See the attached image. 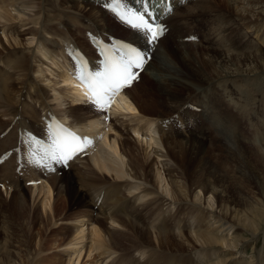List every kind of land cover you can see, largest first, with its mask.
<instances>
[{
	"label": "bare ground",
	"instance_id": "bare-ground-1",
	"mask_svg": "<svg viewBox=\"0 0 264 264\" xmlns=\"http://www.w3.org/2000/svg\"><path fill=\"white\" fill-rule=\"evenodd\" d=\"M45 3L46 0H0V29L6 30L7 37L4 42L0 38V62L16 70V76L12 78L5 69L0 68V112L7 111L11 115L8 124L2 126L0 131L2 148L8 147L3 151H9V156L0 162V188H4L7 196H13L23 189L31 201L25 214L0 215V264H83V259L88 260L97 254L101 257L95 259V264H114L107 260L113 252L121 250H124L122 264H182V260L176 258L174 261L162 258L164 250L175 254L194 251L205 259L204 264L233 262L237 254L243 252L242 248H238L239 245L248 242L245 234L250 236V240L264 228V206L260 212L253 208L248 211L246 206L243 209H231V204L228 206L227 202L224 203L222 195L211 184L212 179H203L201 185L200 177L190 179L189 173L181 165L184 156L199 155L200 147H206L205 137L201 135L207 132L221 138L217 143L223 147L224 153L238 152L242 148L244 143L235 138L241 134L238 124L241 118L237 108L240 106L231 100L230 103L219 92L215 81L222 86L220 90H225L227 87L223 79L236 84V81H244L246 76L264 71V49L252 48L253 51L241 53L235 48L244 37L240 26L256 25L258 30L254 31L262 30L264 35V0H197L188 8H177L178 11L165 18L169 30L193 31L195 26L187 13L205 12L204 16L209 17L212 27H208L206 21L194 24L205 25L207 42L214 46L212 49H186L184 47L196 48L200 45L179 44L177 37L169 36L167 32L140 74V84L133 83L125 89L128 98L121 100L119 108L112 114L114 118L116 113H131L130 120L133 123L125 124L124 120L119 121L118 118L111 120L109 117L106 120L101 111L90 104L81 103L80 98L73 94L76 90L63 87L68 83L67 76L53 65L60 68L63 64L59 57L63 59L64 56L60 51L57 53L58 47L62 51L65 43L76 47L83 45L75 36L80 26L113 36H116L113 31L120 33L126 29L130 33L128 36L117 37L127 41L141 42V36L119 23L107 11L97 8L90 0H55L57 9L64 10L63 14L49 12ZM15 22L19 29L12 26ZM61 25L64 27L61 28ZM22 27L26 28L20 30ZM41 33L55 37L56 46L43 40ZM29 34L30 39L27 38ZM215 36L218 38L214 39ZM166 38L174 44L164 45ZM34 39V47L24 51L28 47L26 41L32 43ZM17 45L23 46L21 53L5 62L3 58ZM226 45L230 46L232 52L222 49ZM182 50L186 56L181 55ZM146 82H155L160 86L165 84L162 88L169 95L164 98L165 109L155 113V100L149 99L152 90H138ZM208 83L218 90L216 103H212L213 114L207 116L202 110L193 113L194 116L189 120L191 124L203 119L195 130H190L191 133L178 134L164 129L159 120L175 111L187 112L183 106L185 99L194 98L204 103L201 98L204 92L197 89ZM252 89L250 85L244 88L234 85L228 92L232 95L236 92L239 94L241 90L247 91L250 94L248 102H257L263 96L257 98L256 92L259 90L256 86ZM158 93L161 95L160 90ZM22 97L30 100L22 101ZM32 101L38 103V108L44 111L46 117L55 112L65 121H69L70 116L71 123L90 119V127L97 129L96 135L102 137L101 142L88 147L85 160L73 165L69 163L67 170L55 173L44 159L41 141L45 133L39 109ZM252 114L258 123L264 121L258 110ZM11 121L14 124L3 135V130ZM110 130L114 135L110 134ZM131 131L140 140L132 136L134 139L131 142L128 139ZM17 132L27 137L28 144L25 147L21 146ZM177 132H181V129H177ZM23 152L29 155V160L21 156ZM157 157L161 158L160 162ZM66 171L77 176V188L62 175ZM107 174L112 178L104 177ZM96 175L105 181L97 183ZM165 185H168V189ZM120 190L123 194H119ZM160 191L170 193L172 201ZM205 195L215 201L212 204H215V210L200 206L199 203H204ZM22 201L27 204V196L22 195ZM169 206L175 208L174 213L179 217L170 212L166 218L163 216ZM38 207L42 213H38ZM168 209L170 211V207ZM192 219L194 225L190 223ZM169 224H173L174 228L183 226L184 230L182 228L176 232L175 229L174 232ZM35 226H38L37 233L33 231ZM53 241H56L57 254L51 257L53 260L47 261L49 252L46 251ZM224 245L234 247L236 251L222 250ZM146 246L150 248H147L149 252L143 250ZM132 251L145 253L146 258L142 261L133 259L130 257ZM157 253H161V256ZM257 255L255 259L252 257L251 264H264V251ZM215 258L218 260L215 261ZM188 261L197 264L193 259L185 263Z\"/></svg>",
	"mask_w": 264,
	"mask_h": 264
},
{
	"label": "rangeland",
	"instance_id": "rangeland-1",
	"mask_svg": "<svg viewBox=\"0 0 264 264\" xmlns=\"http://www.w3.org/2000/svg\"><path fill=\"white\" fill-rule=\"evenodd\" d=\"M77 1H81V0H77ZM45 4H46V7H47V10H49V12H51V13L52 12H54V13H58L59 12L58 14H63L64 13V10H58L59 8L57 9V7L55 5V0H50V1L46 0ZM51 6L53 8H51ZM97 8H99V7H97ZM52 9L54 11H52ZM191 14H193V13H190V12L187 13L188 16H190ZM196 14H198L199 17L201 19H203V16L205 15V12H202V11L198 12V13L196 12ZM202 14H203V16H202ZM207 21L209 23H211L210 19H207ZM194 23L195 22H193V25L195 27L200 28L204 32V29H205L204 26L205 25L203 23L197 24V25L194 24ZM188 24H191V23L189 22ZM12 26L19 29L18 23H16V22L12 23ZM61 26H63V25H61ZM245 27L240 26L241 33L244 35V37H242L243 38L242 41H241L242 43H240L238 46L236 45L237 43H235V45H236L235 48L238 49L241 53H245L246 50H247V52L248 51H253V50H255L258 47L264 49V41H263L264 40V37H263L264 35L262 36V33H261L262 30H260L259 32H255L254 30L257 29V26L256 25H252V24L250 26L246 27V28ZM25 28L26 27L21 28L20 30H24ZM121 28L124 29L122 26H121ZM247 28H248V30H246ZM116 31H118V30H116ZM212 31H213V29H212ZM2 33L0 34V38L3 41V40H5L7 38L6 37V31L3 33L4 35ZM113 34L116 35V36H119V37H125L126 35L128 36L130 33H128L126 31V29H125V31L120 32V33L113 31ZM257 34H258V36H257ZM221 35H222V33L218 37H220ZM259 36H261V37H259ZM218 37L215 36L214 39H216ZM260 38L263 39V40H261ZM248 42H249V44H248ZM163 44L168 46V45H173L174 43L170 39L166 38V40H164ZM209 44H211V43H208V45ZM213 46H214V44L212 43L208 47L199 46V47H196V48H192V47H184V48H186V49L191 48V50H197L198 48H202V49L210 48V49H212ZM226 46H224L225 48H222V49L223 50L227 49V50H229V52H232V49L230 48V46L229 47L227 46V48H226ZM241 46L242 47L243 46L246 47V48L243 47L245 50ZM10 47H12V46H10ZM17 47H21V46L17 45ZM28 48H31V47H29V46L26 47V49H28ZM252 48H253V50H252ZM21 49H23V46L21 48H12L9 51V53L7 54V56H5L3 58V60L5 62H9L10 59H12L13 57H15L16 55L21 53V51H22ZM26 49L24 51H26ZM180 53H181V55H185L186 56V52L184 50H182ZM9 71H12V70H9ZM181 75L186 76L185 74H181ZM140 80H142V78ZM140 80L138 81L137 84H140ZM161 85L165 86L164 83L161 84ZM234 85H239L242 88H244V86L245 87L246 86L249 87V85H250L251 89L254 88V86H256V88L259 91L262 90V91L259 92L256 89L257 98L263 96V97H261L260 100L255 102V103H257V105L255 104L256 106H255V109L253 111L250 108H247V106H243L242 105L240 107H237L239 109V115H240V118H241L238 121V124H239V126L241 128V130H240L241 134H240V136L235 137V138L237 140L241 141L242 143H244L241 146L242 148L240 150H238V152H226V153H224L225 151L223 150V147L218 145V143H217L221 138L217 137L216 135L212 136L211 133L207 132L206 134L201 135V136L205 137L203 139H204V141H206V142H204V145L206 147L203 148V147L199 146L201 148V153H199V155L192 154V155H195V156L190 157L192 155L187 154L186 156H184V163H182L181 166H184L187 174L189 173L188 177L190 179H193L196 176L200 177L201 185L204 182L203 179L204 180H206L208 178L212 179L211 180V184L216 188V191L219 192L222 195V197H221L222 201L224 203L227 202L228 206L231 204L230 205L232 207L231 209H234L236 207H239V208L242 207L241 209H243L246 206L247 208H249V209H247L248 211L251 208H253L254 211L260 212V210L264 206V121L258 123L255 120L253 124L249 125L247 120H248V115L250 113H252V112L257 111V110L262 114L263 119H264V71H261V72L259 71V73L257 72L255 74L253 73V75L249 76V77L246 76L244 81H241V82L240 81H236V84L235 83L231 84V87H234ZM162 86L156 85L155 82H153V84H151L150 82H146V83H144L143 86L138 88V90H143L144 88H146V89L148 88L147 92H151V90H152L153 94H152V97L149 96V99L150 100H153V99L155 100V101L153 100L154 101L153 104L155 106L154 107L155 113L160 111V109H163L164 107H166V106H164V98L169 96L163 90ZM160 87L162 88V90H161ZM199 89H197V90H199ZM158 90H160L161 95H159ZM218 90L220 92V89H218ZM252 90L254 92V89H252ZM164 94H166V95H164ZM184 95H186V92L184 93ZM239 95L245 101H249L250 100V94L247 91L245 92V91L241 90ZM21 100L24 101V97H22ZM228 100L230 101V99H228ZM231 101H230V103L233 102V101L232 102ZM155 102H157V103H155ZM259 105H262V106H259ZM245 109H247L246 112H245ZM4 112H6V113H4ZM4 112H0V115H2V114L7 115L9 117V119L8 120H1L0 119V124H1L0 125V131H2V128L5 125H7L8 122L10 121V119H11V115L10 114L8 115L7 111H4ZM170 112H172V110ZM252 117L254 118L253 114H252ZM2 124H4V125H2ZM255 125H257V128H256ZM251 133H253V140L242 139L243 137L244 138L245 137L248 138V136ZM242 134H246L247 136H242ZM111 135H114V132ZM132 136L135 138L134 133L130 132V134L128 135V139L131 142L134 139ZM206 136H207V138H206ZM137 139L140 140V138H135V140H137ZM248 141H250V142H248ZM1 148H2V144L0 143V149ZM3 148L7 149L8 147H3ZM157 159L160 162L161 158L157 157ZM83 160H85V159H83ZM170 163L172 164L173 162L170 161ZM76 165H78V164H76ZM159 166H160V164H159ZM191 171H194L192 175H190ZM69 172H67V171L64 172V173L62 172V175H65V177H66L65 179L74 188L75 187L77 188V176L72 175L71 171H69ZM70 175H71V177H70ZM97 176H99V175H96L97 183L102 184L101 182H104L105 179L103 180L102 178H99ZM104 177H106V178L109 177L110 179L112 178V177H110V175L104 176ZM74 178H76V179L74 180ZM165 187L168 189V185H165ZM120 193L123 194L122 190H120L119 194ZM0 194H1L0 198L2 199V201L0 202V215L1 214H5V215L9 214L11 216H14L15 214H25L26 211L28 210L29 204H30L31 201H30L28 193L25 190L20 189V190H18L16 192L15 195H13V196L12 195H10V196L8 195L7 196L6 193H5L4 188H0ZM162 194L165 195L170 201H172L170 193L167 194V192L163 191ZM201 194H202V192H201ZM22 195L27 196V204L23 203ZM202 196H203V194H202ZM209 200H211V201L209 202ZM207 203H209L211 206L209 204L207 205ZM213 203H215V201L213 199H211V197H209L208 195H205L204 196V203H199V204L203 208L204 207H208L210 210H215V204L212 205ZM169 207H170V211L168 209ZM169 207L165 209V211H167V210L168 211L163 216H165V218H166L167 217V213L170 212V214H174L173 216L179 217L178 215H176V213H174V211H175L174 209L175 208H173L172 206H169ZM172 210H173V212H172ZM38 213H42L41 210L39 209V207H38ZM170 214L168 213V216ZM162 219H164V217ZM190 223H192L194 225V220L190 221ZM103 224L106 226L105 222H103ZM159 225H157V227ZM172 225L173 224H169V227L172 228L174 232L176 230H177L176 232H178V229H182L183 228V226L182 227L179 226L177 228L176 227L174 228V225L173 226ZM37 229H38V226H35L33 231L35 233H37ZM183 230H184V228H183ZM245 237H246L248 242L243 243V246L239 245V247H238L239 249L242 248L243 252L238 253L237 254V258L235 260H232L233 262H230L229 264H251L252 263V257H254V259H255V257L258 256L257 254H259V253L264 251V228L260 229L255 234V237L253 239L248 240L250 238V236H248L247 234H245ZM52 244L53 245L49 248V250L46 251V252H49L48 253V255H49L48 257L49 258H48L47 261L53 260L51 257H56V254H57V252H55V251L58 250V249H55L56 241H53ZM147 248L150 249L149 247L146 246L145 248L143 247V250H145V252H146ZM230 249L232 250V252L236 251L234 247L233 248H228L225 245L222 247V250H225V251L230 250ZM147 251L149 252V250H147ZM189 252L190 253H188V254H183V253L182 254L181 253L175 254V253H172V252L169 253V252H167V250H164L165 254H164V256L162 258H164L167 261L168 260L169 261H174L175 258H176V259L182 260L181 261L182 264H184L185 261H187V260L193 259L194 261L197 262V264H204L205 259H202V256L196 255V253L194 251H189ZM228 252L231 253V251H228ZM93 253L95 254L96 251H93ZM115 253H117V254H115ZM166 253H168L169 255L166 254ZM158 254L160 255L161 253H157V255ZM157 255H156V257H157ZM100 257H101V255L99 256L98 254L97 255H92V257L89 258L88 260L83 259L85 261V262L83 261V264H95L94 261H96ZM130 257H132L133 259L139 258L142 261L143 259L146 258V254L145 253L140 254V253H138L136 251H132L130 253ZM212 257L214 258V255ZM108 259L109 260H107V262L113 261L114 264H118V263L122 264V263H124V250L123 251L121 250V252L120 251L119 252L118 251L117 252H113L112 255L110 256V258H108ZM183 260H184V262H183ZM201 260H202V262H201ZM216 260H218V259L215 258V261ZM47 261H45V262H47ZM116 261H117V263H116ZM190 263H191V261H188L185 264H190Z\"/></svg>",
	"mask_w": 264,
	"mask_h": 264
},
{
	"label": "snow or ice",
	"instance_id": "snow-or-ice-1",
	"mask_svg": "<svg viewBox=\"0 0 264 264\" xmlns=\"http://www.w3.org/2000/svg\"><path fill=\"white\" fill-rule=\"evenodd\" d=\"M122 0H112L108 7L118 16V18L136 31L144 33L148 37V43H153L164 31L163 25L155 24L146 19L151 16L147 7L143 12L127 10L126 12H117L121 7ZM171 11V9H168ZM194 39V37H190ZM145 62L144 54L134 48H125L119 62L112 63L103 73H97L92 77H79L88 80V87L91 91V98L100 107L110 106L111 97L123 88L129 86L137 76L133 68H140ZM51 128V126H50ZM52 137L50 151L44 158L46 160L64 162L70 160L74 155L83 150L78 137L67 132L62 127L58 131H49ZM86 146L87 141H84Z\"/></svg>",
	"mask_w": 264,
	"mask_h": 264
}]
</instances>
